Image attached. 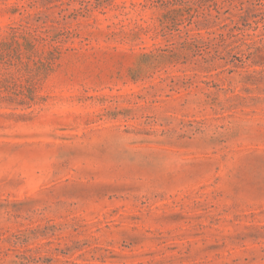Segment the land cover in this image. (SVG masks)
<instances>
[{"label": "rangeland", "instance_id": "rangeland-1", "mask_svg": "<svg viewBox=\"0 0 264 264\" xmlns=\"http://www.w3.org/2000/svg\"><path fill=\"white\" fill-rule=\"evenodd\" d=\"M0 264H264V0H0Z\"/></svg>", "mask_w": 264, "mask_h": 264}]
</instances>
